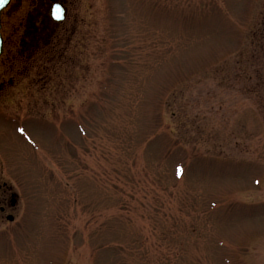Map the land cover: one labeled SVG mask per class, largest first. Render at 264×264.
Masks as SVG:
<instances>
[{"label":"rangeland","instance_id":"1","mask_svg":"<svg viewBox=\"0 0 264 264\" xmlns=\"http://www.w3.org/2000/svg\"><path fill=\"white\" fill-rule=\"evenodd\" d=\"M63 1L1 15L0 264H264V0Z\"/></svg>","mask_w":264,"mask_h":264},{"label":"water","instance_id":"2","mask_svg":"<svg viewBox=\"0 0 264 264\" xmlns=\"http://www.w3.org/2000/svg\"><path fill=\"white\" fill-rule=\"evenodd\" d=\"M53 1V0H52ZM10 0H0V55L3 51V39L1 35V12L9 4ZM51 17L55 21H60L66 16V8L62 4H53L50 10ZM15 203V199H12L11 204ZM8 220H12V216L8 215L6 217Z\"/></svg>","mask_w":264,"mask_h":264},{"label":"flooded vegetation","instance_id":"3","mask_svg":"<svg viewBox=\"0 0 264 264\" xmlns=\"http://www.w3.org/2000/svg\"><path fill=\"white\" fill-rule=\"evenodd\" d=\"M55 2H60V3H62L67 8V6L65 5V3H64L63 0H55ZM52 4H53V2L51 0H41V2L39 3V6H41V7L49 6V9H50V7H51ZM47 19H48V17H47ZM11 195H12V193H10V200H9L10 202H11V199H12ZM0 202H1V200H0ZM0 209L3 212L5 210V207L2 206V205H0Z\"/></svg>","mask_w":264,"mask_h":264}]
</instances>
